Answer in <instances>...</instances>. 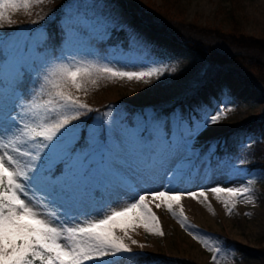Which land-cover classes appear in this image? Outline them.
<instances>
[{"label":"snow or ice","instance_id":"1","mask_svg":"<svg viewBox=\"0 0 264 264\" xmlns=\"http://www.w3.org/2000/svg\"><path fill=\"white\" fill-rule=\"evenodd\" d=\"M41 3L43 0H0V29L15 23L11 13L23 9L31 15L30 9ZM118 15L107 0L74 5L60 17L55 46H47L51 35L35 41L33 47L28 46L31 37H26L13 57L14 72L0 78V264H117V257L132 251L126 238L138 244L127 227L120 229L123 235L117 234L118 218L138 210L133 229L143 226L150 234L164 235L150 202H156L157 209L165 206L193 239L213 253V264H217L223 242L192 231L195 225L188 222L180 204L182 196L204 203L207 192L169 187L179 175L177 165L185 153L197 147L192 141L199 140V133L194 134L197 126L182 106L143 111L141 126L132 124L125 129L117 120L100 121L101 125L107 123L106 132L80 131V117L93 109L67 91L69 87L81 91L87 83L96 84L100 79L147 82L145 78L163 75L157 68L120 70L115 65L124 67L126 62L115 57L105 56L104 63H72L76 55L99 57L100 48L115 34ZM72 20L77 25L70 26ZM78 39L87 50L65 53L64 48ZM4 47L0 35V61L8 63ZM222 114L223 108L209 114L204 127L217 124ZM109 130L116 139L115 150L135 154L140 163L127 179L115 174L107 177L102 193L98 186L80 180L77 172L88 175L90 153L107 141ZM159 173L167 180L163 190L142 187V181ZM122 189L129 194L126 206H120L118 199L104 201L92 211L80 210L89 201L103 200L105 193ZM208 191L231 215L237 200L249 196L252 189L217 185Z\"/></svg>","mask_w":264,"mask_h":264},{"label":"rangeland","instance_id":"2","mask_svg":"<svg viewBox=\"0 0 264 264\" xmlns=\"http://www.w3.org/2000/svg\"><path fill=\"white\" fill-rule=\"evenodd\" d=\"M135 1L151 17H156L160 25H165L168 30L175 33L177 38L189 41L201 51L206 50L210 53L205 47L209 43L217 45L227 56H230L229 58L222 55L223 59L238 64L246 74H250V78L256 79L264 87V63H261L264 62V56L259 53V55L248 53L246 49L240 50L228 43V40L233 39L232 37L241 41H246L247 38L264 41V0ZM91 2L93 0H43V3L34 5L30 9L31 15L23 9L11 13L15 23L0 29V35L5 40L2 51L9 57L8 63L0 61V78L10 76L14 72L13 57L25 45L26 37L32 39V42H28V46H35V41L41 40L46 35L45 24L49 19L67 13L76 4ZM113 8L119 14L115 22L116 28H125L130 34L128 49L113 47L109 54L99 53V57L76 55L72 63L88 61L104 63L105 56L115 57L126 62L124 67L115 65L120 70L148 71L157 68L163 71V75L145 78L147 82L129 81L126 78L100 79L96 84L87 83L85 90L81 91L69 87L67 91L93 109L80 117L83 122L80 123V131L86 125L87 134L96 130L106 132L107 123L101 125L100 121L117 120L118 125L128 129L132 124L142 125L140 114L143 111L166 110L174 106L179 109L180 99L200 88L206 81L205 72L208 67L210 68V65L199 56L175 45L167 39L168 37L160 35L145 23L134 21L133 17L122 11L120 7L113 6ZM33 21L36 23L34 24ZM69 24L77 25V21L72 20ZM197 43L202 45L199 46ZM86 50L84 41L78 39L67 45L66 53ZM43 98H48L46 93ZM118 103L137 107L139 111L130 115L127 111L118 109ZM221 108L223 114L218 123L205 128L204 119ZM263 111L264 96L261 92L242 82L235 73L225 69L217 82H210L206 90L201 92L199 104L189 112L197 126L194 134L199 133V140L192 141L197 147L194 151L185 153L184 160L177 165L180 169L179 175L169 187L180 192L197 191L201 188L207 192L208 199L204 203L182 196L180 204L188 222L195 225L192 231L218 238L223 242L217 264H264V171L259 169L250 171L248 159L240 160L243 164L239 161L233 167L226 165L219 168L212 166L209 161L195 163L194 158L208 142L253 120ZM257 139L264 141V131L258 128L249 134L250 142ZM115 145V136L113 131L109 130L107 141L102 142L90 153L91 167L88 175L84 176L77 172L80 180L98 186L102 193L107 177L115 174L121 179H127L140 163L136 155L131 152H117ZM141 183L145 189L163 190L167 180L163 173H159ZM217 185L247 186L252 191L249 196L237 200L232 214L229 215L223 203L208 191L210 187ZM136 191L139 192L140 189L137 188ZM118 199L120 206L127 205L129 202L127 189L105 193L103 200L97 197L80 210L92 211L104 201ZM249 199L253 202L249 203ZM155 203L150 202V207L159 218L164 235L150 234L143 226L133 229L132 226L136 223L134 215L139 214L138 210L135 214L129 213L126 217L118 218L115 225L117 234L123 235L120 229L127 227L131 229L129 234L132 239L138 244H131L126 238L125 243L132 251L121 254L116 261L124 255L144 252L168 257L182 256L194 260L197 264H213V253L193 239L165 206L162 205L157 209ZM139 244H143L144 247L140 248Z\"/></svg>","mask_w":264,"mask_h":264},{"label":"trees","instance_id":"3","mask_svg":"<svg viewBox=\"0 0 264 264\" xmlns=\"http://www.w3.org/2000/svg\"><path fill=\"white\" fill-rule=\"evenodd\" d=\"M107 2L115 7H120L122 11L130 14L136 22L145 23L151 29L165 34L169 38V41H171L175 45L189 50V52H191L193 55L199 56L203 61L210 65V68L208 67V70L205 72L206 81L200 86V88L179 101V104L183 107L187 114L192 110L193 106L197 104L198 97L201 94L202 90L205 89L209 82L219 80L225 69L235 73L245 84L257 88L264 96V87L261 86L260 82L254 78H250V74H246L238 64L230 62L226 60V58L223 59L221 57L222 55L229 58L230 56H227L224 51L217 45L215 46L209 43L205 47V49L210 51V53H208L206 50L201 51L199 47L193 45L189 41H184L177 38L175 33L168 30L165 25H160L156 17H151L144 9L140 8L135 0H107ZM61 16L62 14H59L55 18L49 19L45 24L47 35H51L53 37V39L47 41V46L49 48L56 45L55 37L62 24V20L60 19ZM232 38L233 39L228 40V43L235 45L234 47L240 50L246 49L248 53H259L264 56V41L253 38H247L246 41H241L235 39V37ZM220 40L224 42L222 39ZM197 44L199 46L202 45L199 43ZM113 47L128 49L129 34L124 29L116 28L115 34H112L111 39L108 40L100 48L99 53L107 55ZM56 50L57 53H59L60 47H57ZM64 51L66 53V47L64 48ZM252 56L253 55H250V57ZM117 108L127 111L130 115L138 110V108L125 103H121L119 106H117ZM255 128H259L261 131H264V111L261 115L255 117L253 120L247 122L246 124L219 135L218 138L214 139L207 146L201 149L199 159H210L212 165L216 166H219L222 162H225L229 166H232L241 159H248L250 160V171L255 169L264 171V141L256 140L251 143L249 142V134ZM81 132L87 134L86 127L83 128ZM117 264L197 263L192 259L190 260L182 256L168 257L163 254L137 253L134 255H126L121 257L117 261Z\"/></svg>","mask_w":264,"mask_h":264},{"label":"bare ground","instance_id":"4","mask_svg":"<svg viewBox=\"0 0 264 264\" xmlns=\"http://www.w3.org/2000/svg\"><path fill=\"white\" fill-rule=\"evenodd\" d=\"M159 33V32H158ZM161 35H163L165 38H167V36L165 35V34H162V33H160ZM167 39H169V38H167Z\"/></svg>","mask_w":264,"mask_h":264}]
</instances>
